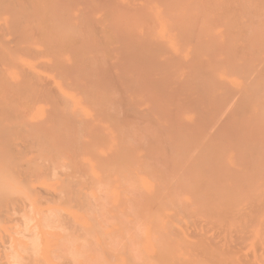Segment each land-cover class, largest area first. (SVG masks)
Returning a JSON list of instances; mask_svg holds the SVG:
<instances>
[{
	"label": "bare ground",
	"instance_id": "obj_1",
	"mask_svg": "<svg viewBox=\"0 0 264 264\" xmlns=\"http://www.w3.org/2000/svg\"><path fill=\"white\" fill-rule=\"evenodd\" d=\"M158 195L174 264L264 243V0H0V264L125 253Z\"/></svg>",
	"mask_w": 264,
	"mask_h": 264
},
{
	"label": "rangeland",
	"instance_id": "obj_2",
	"mask_svg": "<svg viewBox=\"0 0 264 264\" xmlns=\"http://www.w3.org/2000/svg\"><path fill=\"white\" fill-rule=\"evenodd\" d=\"M164 203L161 202L160 196L158 195L154 202L152 203L149 202L147 205L148 209L146 211V217L147 215H150L148 216V220L144 222L142 220L135 221L134 227L129 230V233H131L133 237L131 238V240H129L126 243L127 249L130 252L129 254L126 249L125 253L117 252L116 255L113 252L111 257L109 259H106L105 257L107 256L106 251L101 250L99 251L101 252L99 256H96L99 259V261L100 260L102 261L99 262L97 260L99 264L100 263L101 264L104 263L105 264H174V258L172 257V255H174V249L176 248V245H178L180 253H182V250L179 245V241L180 238L182 237L181 231L184 232L186 229L183 222H186V224L189 225V221H187V219L188 220L190 219L185 217V215L183 214L184 210H182L181 207H179L178 205L172 204V206H170L166 204L165 199H164ZM160 206L167 208L168 213L172 214V218L169 221L164 222L162 220V216H161L162 212ZM140 211L141 209L140 210L137 209V211L134 210L135 214H138ZM183 215L186 219L182 218L183 220L181 221L180 217H183ZM248 228L249 230H246L248 233V235H246L247 237L251 234L250 232L253 227L250 226ZM235 244L237 246V247L235 246V249H237L235 251L237 253L238 250L241 249L238 254L239 264H245L246 262H247L246 264H264L263 242L259 243V242H251L250 240H246V242L239 247L240 249L238 248L239 245H237V242ZM261 249L263 251V254ZM100 255H102L103 257ZM260 255L263 256L262 261L258 259L259 258L258 256ZM254 257L257 259H255ZM251 258L253 259L251 260ZM197 264H210V263L200 262Z\"/></svg>",
	"mask_w": 264,
	"mask_h": 264
}]
</instances>
